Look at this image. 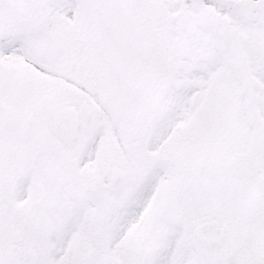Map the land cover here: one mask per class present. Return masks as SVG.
Here are the masks:
<instances>
[{"label":"snow or ice","instance_id":"6c2138e0","mask_svg":"<svg viewBox=\"0 0 264 264\" xmlns=\"http://www.w3.org/2000/svg\"><path fill=\"white\" fill-rule=\"evenodd\" d=\"M129 20L141 21L145 31L121 47ZM144 37L158 45L153 61L142 65L144 83L169 105L159 136L185 118V105L209 84L225 83L241 101L254 89L253 104L264 106V0H0V141L14 138L25 153L20 162L31 164L36 146L20 130L10 131L7 117L34 115L33 123L52 130L55 102H94L102 119L114 120L113 106L139 91L129 83V68ZM104 133L103 126L95 132L79 164ZM182 139L174 137L166 150ZM8 159L0 147V164ZM103 166L98 160L97 170ZM27 183L13 187L0 177V202L20 198Z\"/></svg>","mask_w":264,"mask_h":264},{"label":"flooded vegetation","instance_id":"af4514ba","mask_svg":"<svg viewBox=\"0 0 264 264\" xmlns=\"http://www.w3.org/2000/svg\"><path fill=\"white\" fill-rule=\"evenodd\" d=\"M127 99L128 102L123 106H113L116 112L114 120L102 119L98 115V106L94 102L85 104L83 107L62 102L60 106H72L76 111L81 108H85L86 111L93 109L96 113L94 125L90 130H85L81 116L78 115L80 126L77 138L69 146H64L58 139H55L52 144L57 151L58 163L61 166L60 172L68 183L37 186L39 189L32 191L25 189L21 195L22 201L27 199L30 201L35 197L41 206L49 210H53L57 204H63L72 214L70 220H74V224L96 225L99 233L105 224H110L115 231L116 246L122 238L129 236L136 226H143L146 217L151 214H166L165 217L171 229L168 231L164 224L157 227V232L163 235L166 242L154 250L153 257L149 260L153 264H169L172 250L166 247L168 238L175 234L179 226H182V186H176L167 191L168 186L159 184L160 174L164 171L161 167L164 160L160 161L155 168H152V164L146 168L147 155H151L153 149H156L164 138L158 136L156 146L153 147L151 137L147 134V125L144 123L145 101L139 100L138 120H135L133 113L135 99L133 96ZM32 121L34 120L26 115L20 119V127L25 128ZM101 126L105 128V133L100 142L91 150V158L87 160V163L79 164L80 155ZM98 160L104 162L102 171L97 170ZM117 167L127 172V180L120 189L114 190L111 177ZM28 193L30 194L27 195ZM166 197L170 198L171 204L179 201L180 203L170 211L165 208ZM158 199L160 200L159 207H157ZM48 219L47 216L32 217L30 223L23 221L22 230L19 228L16 232L12 230L8 232L10 238L16 241L15 244L21 247L19 260L15 264H88L86 244L80 245V248L71 255L70 261H67L64 259L68 255L65 245L61 250L56 249V245L59 244L57 241L61 240L62 233L49 230L46 233L40 232L32 235L25 232L29 226L42 230L44 225L50 224ZM53 220L62 222V218L58 217H53ZM7 221V216L0 217V225L9 229L10 223ZM149 235L147 228H144L143 234H139L140 237ZM257 236L262 240V244L257 250L256 264H264V223ZM131 253L135 256L134 264H143L144 261L136 259L137 249L132 248ZM125 255L126 252H122L113 260L116 264H131L132 256L131 260L129 258L125 260ZM99 260L100 264H103L102 260ZM188 261L192 264L197 263V260L193 258ZM180 262L182 261L174 258V264H180Z\"/></svg>","mask_w":264,"mask_h":264},{"label":"rangeland","instance_id":"374dc122","mask_svg":"<svg viewBox=\"0 0 264 264\" xmlns=\"http://www.w3.org/2000/svg\"><path fill=\"white\" fill-rule=\"evenodd\" d=\"M149 42L154 44L156 40L151 39ZM185 82L190 81L177 80V83L180 84ZM199 91L201 92L200 96ZM184 112L186 118H183V127L178 129L177 135L175 136L177 137L178 135L181 136L184 134L182 141L179 142L183 145L182 149H178L176 145L174 151H168L165 146V154L172 160L171 163L174 162V168H178L180 171L191 172L193 167L191 169L187 168L186 165L188 161L191 165H194L195 161L198 160L199 163L197 165L195 164V166H198L199 172L202 170L209 172L215 165L222 166L229 162H235L244 156L246 148L256 136V128L249 112L248 94L246 99L241 101L223 82L209 84L206 88L198 90V92L190 98L189 103L185 105ZM245 115L247 116L248 122L243 118ZM180 120L182 121V119ZM148 127L147 134L153 138L152 129L154 127ZM7 128L10 130L12 126L8 125ZM39 129L46 130L43 126H40ZM173 139L174 136L171 139L169 137L168 143ZM0 147H4L6 152L9 153V159L7 161L9 164L16 163L14 157L18 156L17 154L25 155L21 150V145L14 138H10L7 144L1 142ZM16 149L18 151L20 150V152H17ZM193 156L196 157V160ZM16 165L22 168L20 158L19 163ZM218 167L219 166H216V169L221 170ZM233 174L243 188L241 189L240 185H238L237 194L240 196L242 195L244 200L249 198L251 205L258 204L260 208L262 202V200H260V181L257 183L251 176H243L237 172H233ZM186 178L184 177V179ZM215 180L217 181L216 178ZM252 182L257 183L253 193L254 184ZM219 186L221 187L220 184ZM219 186L218 183H216V185H212L209 190V194H211L212 190L214 192V195H211V197H215L213 203H209L211 198L208 193L201 192V199L204 203L203 205L200 204L201 207H199L198 211H195V213L193 212V222L196 220L202 221L208 217H218L224 212L223 204L225 202V194L221 192L222 189ZM252 194L255 196L252 197ZM234 197L236 201H240L235 195ZM230 201L232 200H228L227 202ZM230 204H226L225 207H228ZM259 208L258 210H253L251 208L246 218L252 219L255 217ZM33 210L36 211L37 215H41L37 209ZM189 213H192V209H190ZM185 214H187V212H185L184 215ZM12 215L13 220L17 222V214L12 213ZM238 215L241 217V211L236 213L232 212V214H230L231 222L232 217L236 218ZM223 221L227 225L231 224L230 221L226 222L225 219H223ZM234 226L235 223L229 226L230 231L220 246L213 245L207 247L202 244L199 245L197 264H243V258L250 252L249 248L246 246L248 244L252 245L256 239L254 236L251 238L250 234L244 231L242 227H240L239 230L237 227L234 228ZM183 230L185 232V229ZM247 236L250 237L252 241L248 242ZM108 239L109 238L105 239V242H107ZM110 243H112V241H110ZM209 250L214 251L215 255L213 257L210 256Z\"/></svg>","mask_w":264,"mask_h":264}]
</instances>
